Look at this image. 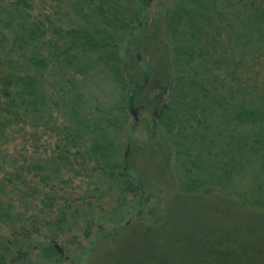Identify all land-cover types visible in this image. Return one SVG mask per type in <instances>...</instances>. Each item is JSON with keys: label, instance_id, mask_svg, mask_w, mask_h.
<instances>
[{"label": "trees", "instance_id": "1", "mask_svg": "<svg viewBox=\"0 0 264 264\" xmlns=\"http://www.w3.org/2000/svg\"><path fill=\"white\" fill-rule=\"evenodd\" d=\"M42 1L52 14L68 10L73 16L70 26L53 24L50 15L45 20L34 17L30 0H0V138L11 122L22 121L25 114L49 118L53 106H60L68 122L59 132L66 140L57 164L68 159L72 148L80 154L88 144L87 153L96 168L142 204L143 185L126 170L125 159L123 163L114 159L109 128L116 127L118 119L109 108L92 117L86 113L78 77L101 66L122 91L128 89L133 79L123 67L122 42L129 36L136 45L132 49L141 50L139 23L150 2ZM166 33L172 42L167 46L172 59L184 70L167 88L169 95H161L155 123L172 136L181 158L182 196L231 187L253 167L264 172V82L250 76L264 66V0H176L168 10ZM161 69L164 73V61ZM71 70L73 76H69ZM46 74H56L57 82L60 76L64 80L57 96L49 98ZM137 93L131 95L130 105ZM120 109L125 115V105ZM256 183L255 189L242 193L240 202L251 213H262L264 188ZM11 207L0 204V227L10 223ZM252 246L243 250L245 264L264 259V243ZM11 248L10 241L0 240V264H17L26 257L9 256ZM57 252L52 244L43 248L46 259ZM224 253L215 250L206 262L224 264Z\"/></svg>", "mask_w": 264, "mask_h": 264}, {"label": "rangeland", "instance_id": "2", "mask_svg": "<svg viewBox=\"0 0 264 264\" xmlns=\"http://www.w3.org/2000/svg\"><path fill=\"white\" fill-rule=\"evenodd\" d=\"M30 2L34 17L45 20L50 15L53 24L70 26L73 16L68 10L61 8L55 15L46 2ZM149 2L139 23L143 30L137 34L143 47L133 50L136 45L129 36L121 46L124 70L133 79L128 89L122 91L101 66L77 76L86 113L92 117L109 108L118 119L119 124L109 128L114 159H125L126 170L143 185L142 204L96 168L88 144L80 154L72 148L68 159L57 164L66 140L59 132L68 122L60 106H53L49 118L25 114L0 138V204L12 205L11 221L1 225L0 240L12 244L9 256L26 255L17 264H209L206 258L215 250L225 251L221 263L245 264L243 250L264 243V211L251 213L241 203L242 193L255 189L256 181L264 188V172L256 167L239 177L235 187L182 196L181 158L172 136L155 123L161 95H169L167 88L184 70L172 59L166 33L168 10L176 0ZM259 70L250 76L264 82V66ZM45 77L49 98L57 96L64 80L60 76L57 82L56 74ZM124 105L125 115L120 109ZM51 244L58 252L46 259L43 248ZM254 264H264V259Z\"/></svg>", "mask_w": 264, "mask_h": 264}]
</instances>
